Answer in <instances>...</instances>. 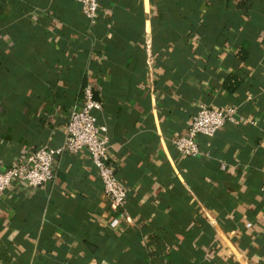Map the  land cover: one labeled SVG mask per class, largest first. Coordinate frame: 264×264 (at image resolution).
Masks as SVG:
<instances>
[{
  "label": "crops",
  "instance_id": "crops-1",
  "mask_svg": "<svg viewBox=\"0 0 264 264\" xmlns=\"http://www.w3.org/2000/svg\"><path fill=\"white\" fill-rule=\"evenodd\" d=\"M85 84L129 219L89 155L64 154L0 196V264H264V0H99L95 24L74 0H0V169L61 147ZM201 104L251 123L183 158Z\"/></svg>",
  "mask_w": 264,
  "mask_h": 264
},
{
  "label": "built area",
  "instance_id": "built-area-1",
  "mask_svg": "<svg viewBox=\"0 0 264 264\" xmlns=\"http://www.w3.org/2000/svg\"><path fill=\"white\" fill-rule=\"evenodd\" d=\"M81 5L82 12L95 24L99 12V0H74ZM147 43V48H150ZM102 110V103L97 99L91 84L83 85L81 99L73 106L64 133L61 147L53 149L42 147L31 151L13 165L0 169V196L14 185L25 189H38L51 182L55 175L54 165L58 157L69 154L87 153L103 185V195L110 206L120 211L121 217L129 219L126 213L128 189L119 181L115 166L109 159V137L107 128L98 124L96 112ZM251 123L238 118V108L227 106L212 109L199 105L192 117L189 127L182 135L173 137L172 145L183 158L198 159L207 155L199 147L198 138H213L220 133L226 124ZM225 169V165L221 164ZM264 200V187L261 190ZM118 221H114L116 225ZM251 227V223L246 224Z\"/></svg>",
  "mask_w": 264,
  "mask_h": 264
},
{
  "label": "trees",
  "instance_id": "trees-1",
  "mask_svg": "<svg viewBox=\"0 0 264 264\" xmlns=\"http://www.w3.org/2000/svg\"><path fill=\"white\" fill-rule=\"evenodd\" d=\"M241 85V81L235 79V78H230L225 82V88L229 92H234L236 89H238Z\"/></svg>",
  "mask_w": 264,
  "mask_h": 264
}]
</instances>
